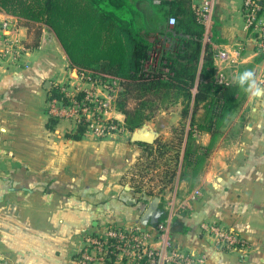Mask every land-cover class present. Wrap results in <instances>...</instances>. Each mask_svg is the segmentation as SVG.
Segmentation results:
<instances>
[{"label": "crops", "instance_id": "0c3cea01", "mask_svg": "<svg viewBox=\"0 0 264 264\" xmlns=\"http://www.w3.org/2000/svg\"><path fill=\"white\" fill-rule=\"evenodd\" d=\"M194 2L190 0L192 10ZM160 3L137 1L143 13L142 34L151 49H160L156 64L164 51L178 45V35L169 32L173 26L168 17L160 14ZM243 3L214 1L213 22L203 44L211 45L214 56L220 50L239 49V61L229 64L226 74L238 83L236 77L253 70L264 87V50L257 45V32L245 29ZM9 16L15 17L0 9V23ZM20 37L26 45L23 58L0 59V264H80L87 237L111 225L139 226L157 241L158 224L171 215V199L176 207L171 237L181 250L205 254L206 264H264V94L245 92L243 106L214 141L194 183L181 178L182 150L174 188L159 193L162 168L140 176L147 147L133 142L131 132L104 138L86 130L80 134L74 120L49 113L53 89H47V81L83 89L89 85L55 31L43 22L22 20ZM152 59L150 53L147 65ZM178 108L162 114L179 120ZM117 116L124 118L122 113ZM170 135L164 130L158 139ZM195 139L203 147L213 142L207 131H198ZM199 187L201 196L186 202ZM156 197L158 214L146 221L143 216ZM203 221L230 227L245 239L247 250H220L201 230Z\"/></svg>", "mask_w": 264, "mask_h": 264}, {"label": "trees", "instance_id": "16d2710c", "mask_svg": "<svg viewBox=\"0 0 264 264\" xmlns=\"http://www.w3.org/2000/svg\"><path fill=\"white\" fill-rule=\"evenodd\" d=\"M137 1L143 0H0V9L21 21L50 26L79 69L118 77L121 89L115 104L124 114L129 132L152 119L160 106L178 105L180 101L181 126L174 129L168 141L160 138L145 144L146 156L138 172L147 176L150 169L161 166L160 175L164 173L166 178L162 182L168 185L177 175L183 150L181 178L194 183L214 141L243 105L246 93L239 83L227 85L216 80L214 51L210 44H203L205 27L191 9L190 0H160V14L168 19L177 17L172 34L178 35V45L173 51H164L157 65H147L151 44L142 34L143 13ZM167 3L171 5L169 10L165 8ZM200 108L203 115L198 118ZM85 130L80 126L79 133ZM198 131L212 134L210 146L198 145Z\"/></svg>", "mask_w": 264, "mask_h": 264}, {"label": "built area", "instance_id": "2783aa9c", "mask_svg": "<svg viewBox=\"0 0 264 264\" xmlns=\"http://www.w3.org/2000/svg\"><path fill=\"white\" fill-rule=\"evenodd\" d=\"M215 0H195L193 10L203 23L206 33H209L214 13ZM264 0H244L243 12L245 29L256 31V39L260 50H264ZM171 26L177 24V17L171 15L168 19ZM21 19L17 16L6 17L0 23V59L17 62L23 58L26 45L20 37ZM240 50L234 53L220 50L215 54L216 80L221 84L232 83L226 74L229 64L237 63ZM78 75L91 85H101L106 91L104 98L93 90H87L68 82L59 81L52 87L48 100L51 116L71 119L78 126H84L86 131L98 138L120 134L127 130L124 119L117 116L115 107L118 91L121 89L118 77L77 68ZM263 81V80H261ZM97 90V89H96ZM202 194V189L196 188L186 202H193ZM171 215H168L157 228L158 240L153 233L141 227L131 229L111 225L99 234L90 235L79 254L80 264H109L110 262H126L128 264H206L205 254L192 255L177 247L171 237L172 214L176 207L171 199L167 204ZM201 230L209 236L217 248L223 251L247 250V242L230 227L214 221H203Z\"/></svg>", "mask_w": 264, "mask_h": 264}, {"label": "rangeland", "instance_id": "374dc122", "mask_svg": "<svg viewBox=\"0 0 264 264\" xmlns=\"http://www.w3.org/2000/svg\"><path fill=\"white\" fill-rule=\"evenodd\" d=\"M168 17V16H167ZM170 33H172L173 32V30L171 29V31H169ZM160 50V49H159ZM159 50H157V49H151V51H150V53L151 54H153V59H152V61H151V63H149L148 65H153V66H155V59H156V56H155V54L156 53H158V52H160ZM157 65V64H156ZM75 75H77V73H75ZM87 83H89V85H87V86H85L84 87V89H87V90H93V91H95L96 93H98L99 94V96L101 97V98H104V94H106V91L105 90H103L102 89V86L101 85H91L90 84V81L89 80H87L86 81ZM98 88H99V90H98ZM97 89V90H96ZM243 93H245V91H244V89H243ZM243 104H244V101H243ZM243 105H241V107H242ZM115 107H116V104H115ZM175 107H179L178 108V110L181 112V110H182V106L181 105H173V104H164V105H162V106H160L157 110H156V112H154V116H153V118L152 119H148V120H146V121H144V123H143V125L142 126H144V124H149L154 130H156L157 132H161V131H164V130H169L170 131V133H171V135L169 136V137H167V138H165V136H163V137H161V139L162 140H166V141H168L169 139H171L172 137H173V131H174V129L175 128H177V127H180L181 126V119H179V120H177V119H175V118H171V117H167V113H169L170 111H172V110H174L173 108H175ZM240 107V108H241ZM240 108H239V110H240ZM116 109H117V107H116ZM118 110V109H117ZM239 110H238V112H239ZM119 112H121L120 110H118ZM167 112V113H165V114H162V112ZM122 113V112H121ZM123 114V113H122ZM124 115V114H123ZM149 115V114H148ZM202 115H203V108H200L198 111H197V117L198 118H201L202 117ZM122 119H124V118H122ZM230 121V119L227 121V123ZM186 123V122H185ZM124 125H125V120H124ZM141 126V127H142ZM125 128H126V126H125ZM140 128V127H139ZM138 129V128H137ZM132 133V132H131ZM167 161H169V163H171L170 161V159H169V156H167ZM165 162V161H164ZM168 163V165H171V164H169ZM144 164V163H143ZM176 177H177V175H176ZM176 177L174 178V180H173V182H171L170 184H168V185H166V184H164L162 181H164L166 178L164 177V173H162L157 179H158V182H159V184H160V190H162V191H167V190H171L172 188H174V186H173V183L175 182V179H176ZM154 179V177L152 176L150 179H149V181H151V180H153ZM168 179V178H167Z\"/></svg>", "mask_w": 264, "mask_h": 264}, {"label": "water", "instance_id": "95a60500", "mask_svg": "<svg viewBox=\"0 0 264 264\" xmlns=\"http://www.w3.org/2000/svg\"><path fill=\"white\" fill-rule=\"evenodd\" d=\"M77 71V68H75ZM53 86L52 81H47L46 87L47 89H51ZM159 137V132L154 130L149 124H144V126L134 130L131 134V140L133 142H140L145 144H153L157 141ZM160 201L159 197H156L155 203H153L145 212L143 219L146 221L151 220V218L155 219L157 212V203Z\"/></svg>", "mask_w": 264, "mask_h": 264}, {"label": "clouds", "instance_id": "9594fccd", "mask_svg": "<svg viewBox=\"0 0 264 264\" xmlns=\"http://www.w3.org/2000/svg\"><path fill=\"white\" fill-rule=\"evenodd\" d=\"M240 87L244 89L246 93H250L254 97H259L264 94V87H261L257 83L256 75L253 70H246L236 77ZM247 85V87H245Z\"/></svg>", "mask_w": 264, "mask_h": 264}]
</instances>
